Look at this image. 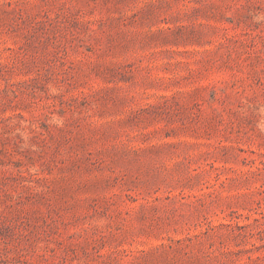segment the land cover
Wrapping results in <instances>:
<instances>
[{
  "label": "rangeland",
  "instance_id": "1",
  "mask_svg": "<svg viewBox=\"0 0 264 264\" xmlns=\"http://www.w3.org/2000/svg\"><path fill=\"white\" fill-rule=\"evenodd\" d=\"M0 264H264V0H0Z\"/></svg>",
  "mask_w": 264,
  "mask_h": 264
}]
</instances>
